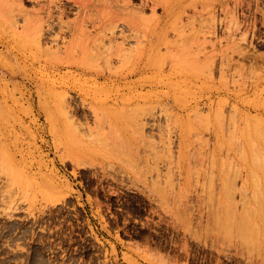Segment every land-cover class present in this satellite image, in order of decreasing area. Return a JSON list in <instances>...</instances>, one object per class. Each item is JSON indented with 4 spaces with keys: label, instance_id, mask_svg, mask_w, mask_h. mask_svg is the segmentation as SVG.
Returning <instances> with one entry per match:
<instances>
[{
    "label": "rangeland",
    "instance_id": "374dc122",
    "mask_svg": "<svg viewBox=\"0 0 264 264\" xmlns=\"http://www.w3.org/2000/svg\"><path fill=\"white\" fill-rule=\"evenodd\" d=\"M258 212L264 0H0V264H264Z\"/></svg>",
    "mask_w": 264,
    "mask_h": 264
},
{
    "label": "bare ground",
    "instance_id": "6f19581e",
    "mask_svg": "<svg viewBox=\"0 0 264 264\" xmlns=\"http://www.w3.org/2000/svg\"><path fill=\"white\" fill-rule=\"evenodd\" d=\"M260 215L259 216H261V218H263L262 219V223L263 224H261L262 225V227H263V225H264V212H258ZM250 220H252V218H250ZM249 219L247 220V222H248V226H246L247 227V229H248V232H249V237H248V239H250V241H252V242H258L259 241V239L257 238V237H259V235H260V231H261V234H262V230H263V233H264V227L262 228V230H258V229H260L259 227L257 228V225H252L251 224V221H250ZM251 224V225H250ZM256 228H255V227ZM262 235H264V234H262ZM262 235H260V237L262 236ZM257 245H259V242H258V244Z\"/></svg>",
    "mask_w": 264,
    "mask_h": 264
}]
</instances>
